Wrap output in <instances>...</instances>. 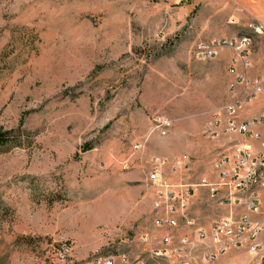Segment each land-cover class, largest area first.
<instances>
[{
	"label": "rangeland",
	"instance_id": "obj_1",
	"mask_svg": "<svg viewBox=\"0 0 264 264\" xmlns=\"http://www.w3.org/2000/svg\"><path fill=\"white\" fill-rule=\"evenodd\" d=\"M251 21L254 0H0V130L28 133L0 148V264H176L151 252L172 245L144 240L157 214L149 172L161 158L173 182L217 179L232 143L209 136L208 122L238 75L248 117L259 94L264 34ZM243 35L253 38L248 70L230 71V45L197 55L199 42ZM157 115L173 119L167 135L153 130ZM223 211L197 187L191 213L201 225ZM232 250L192 264L259 261Z\"/></svg>",
	"mask_w": 264,
	"mask_h": 264
},
{
	"label": "built area",
	"instance_id": "obj_2",
	"mask_svg": "<svg viewBox=\"0 0 264 264\" xmlns=\"http://www.w3.org/2000/svg\"><path fill=\"white\" fill-rule=\"evenodd\" d=\"M202 2L205 0H201ZM249 27L256 34H264V24L251 21ZM253 44L250 35L235 38L219 37L210 41L199 42L197 55L211 58L217 54V47L230 45L238 52V57L230 60V71H237L241 64L244 70L252 66L248 49ZM245 74L238 75L231 83L234 92L231 101L218 108L208 122L207 134L218 138L225 135L232 143L231 149L216 161L217 179L203 178L200 183L173 182L163 171L167 159L155 158L149 172V180L158 187L154 209L157 214L154 225L165 232L158 238L145 236V241H161L172 245L170 254L166 250L151 249L155 255L175 259V263L192 264L200 253L206 259H215L217 255L231 249H245L258 255V263H264V112L250 117H243L245 104L249 100L236 93L243 84ZM264 92V77L254 78V95ZM174 121L162 115L154 118L153 130L167 135ZM243 136L240 140L233 136ZM260 141L261 150H256L249 139ZM140 147V142L135 148ZM181 164H176L175 167ZM207 187L209 196L221 207L225 214L209 227L199 223L191 213L192 197L197 187ZM64 257L63 254H61ZM105 264H114L116 257L101 258ZM100 259V260H101ZM173 263V262H172ZM79 264H88L80 262Z\"/></svg>",
	"mask_w": 264,
	"mask_h": 264
},
{
	"label": "crops",
	"instance_id": "obj_3",
	"mask_svg": "<svg viewBox=\"0 0 264 264\" xmlns=\"http://www.w3.org/2000/svg\"><path fill=\"white\" fill-rule=\"evenodd\" d=\"M237 5L239 6L238 3H237ZM239 8L244 9L243 7H239ZM254 21H258V22H261V23L264 24V0H254ZM257 35L260 37L263 34H257ZM254 59H255L254 60L255 61V65H254V78H256V77L257 78H263L264 77V59L263 58H261V59L259 58V60H258L256 56H255ZM247 111L248 110H246V111L244 110L242 112V116L243 117H248V115H245V113L247 114ZM263 112H264V92L259 93L256 96H254V116L259 115V114H261ZM261 130L264 132V128H262ZM233 137L238 138L240 140H244L243 136H240V135H236V136H233ZM263 138H264V133H263ZM228 140L229 139H226L225 140V143L226 144H230L228 142ZM249 141L253 144V146H254V148L256 150H261V146H260V141L259 140H255V139H252L251 138V139H249ZM224 213L225 212L223 211L222 215H224ZM154 231L155 232L152 235H149V236H151V237H153V236L155 237L156 236L158 238V235L161 236L164 233V232H162V230H159L155 226H154ZM226 253H227V258H229V259H230V255H234L236 257L237 254H239L235 250H232V251H229V252H226ZM227 258H223L222 260L223 261H226ZM257 260H258V257L256 256V261ZM221 262L220 263L217 262L216 264H221Z\"/></svg>",
	"mask_w": 264,
	"mask_h": 264
},
{
	"label": "trees",
	"instance_id": "obj_4",
	"mask_svg": "<svg viewBox=\"0 0 264 264\" xmlns=\"http://www.w3.org/2000/svg\"><path fill=\"white\" fill-rule=\"evenodd\" d=\"M0 61V70L2 69ZM28 135L21 125L16 128L0 130V148L21 145L23 137Z\"/></svg>",
	"mask_w": 264,
	"mask_h": 264
}]
</instances>
